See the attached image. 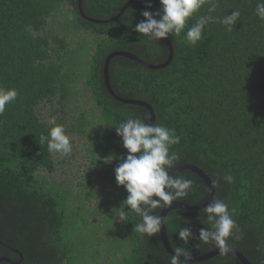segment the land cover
Returning <instances> with one entry per match:
<instances>
[{"label": "trees", "instance_id": "obj_1", "mask_svg": "<svg viewBox=\"0 0 264 264\" xmlns=\"http://www.w3.org/2000/svg\"><path fill=\"white\" fill-rule=\"evenodd\" d=\"M128 1L83 0V9L90 17L108 19ZM140 1L147 7L148 0ZM150 2L149 11L161 8L160 0ZM214 2V11L205 4L188 19L180 36H169L174 58L168 66L152 69L116 56L110 62V80L117 95L148 102L156 114L155 124L174 130L180 138L170 149L179 155L174 168L193 164L204 170L214 182V199L228 204L240 229V238H230L229 245L253 264H264V20L256 15L260 0ZM66 4L71 6L75 28L95 37L90 61L80 56L78 64L81 68L89 65L86 84L104 122L100 150L111 159L115 156L117 166L127 150L115 127L130 117L149 123L151 113L145 106L122 102L110 94L105 60L115 51L134 53L150 64H162L169 56L163 39L152 40L134 30L145 19L137 4L114 22L95 23L82 17L79 0H0V88H15L19 93L0 116V258H8L0 264H76L74 259L78 256L82 262L97 241L82 232L90 220L82 212V197L71 196L65 185L41 175L42 170L53 173L56 164L47 143L39 144L40 137L53 127L42 120L39 106L58 94L67 95L71 87L64 81L59 61L65 58L55 46H63V41L55 38L53 46L40 31L46 17ZM236 9L241 15L229 31L221 21ZM200 16L212 20L205 25L202 40L190 45L186 32ZM85 119L82 113L74 125L82 133L88 124ZM227 175L233 176L232 183L224 179ZM175 177L193 182L182 202L200 205L208 200L209 187L199 174L185 170ZM127 195L125 189L120 193L116 203L120 211ZM72 199L80 203L70 205ZM162 209L152 214L160 216ZM124 211L119 248L128 251L117 264H170L172 256L160 232L149 237L133 231L141 218L128 207ZM205 221L204 209L171 210L167 230L174 250L180 247L199 256L216 249L214 244L198 241L200 229L207 227ZM187 224L197 239L184 244L177 232ZM190 264L243 263L228 253Z\"/></svg>", "mask_w": 264, "mask_h": 264}, {"label": "clouds", "instance_id": "obj_2", "mask_svg": "<svg viewBox=\"0 0 264 264\" xmlns=\"http://www.w3.org/2000/svg\"><path fill=\"white\" fill-rule=\"evenodd\" d=\"M161 8L157 11H143L145 18L135 25V31L149 39L160 41L169 36H180L184 31L188 19L197 13L205 4H209V11H214L217 4L214 0H160ZM147 7L151 8L148 0ZM240 11L233 10L223 17L221 23L228 26L230 31L239 21ZM256 15L264 20V0L256 6ZM156 17H159L157 19ZM212 20L210 16H200L196 23L186 32V40L190 45H196L203 38L205 25ZM15 88H0V116L5 113L6 107L14 102L18 96ZM51 123L48 135L40 137V145L47 143L49 152L68 155L72 151V141L62 125ZM121 138L123 147L127 150L126 156L120 157L121 163L115 168V179L118 186H123L128 195L122 202L120 216L125 214L124 208L134 212L141 218V222L134 224L133 231L152 237L161 231L162 217L152 214L158 208L170 207L173 201H182L192 188V180L170 175L179 155L170 151L171 147L179 143V137L173 129L164 125L150 124L142 119L128 118L115 127ZM138 154V155H136ZM113 157V156H109ZM108 159L110 162L115 159ZM224 179L233 182V176L227 175ZM207 227L199 231L198 241L204 244H214L221 255L229 253V239H239L240 229L233 219L229 206L222 200L214 199L204 207ZM178 219L183 217L178 216ZM179 238L188 244L197 239L192 229L182 226L178 230ZM198 248L199 244H195ZM172 255L170 264H190L191 253L177 247ZM181 257H184L182 260Z\"/></svg>", "mask_w": 264, "mask_h": 264}, {"label": "rangeland", "instance_id": "obj_3", "mask_svg": "<svg viewBox=\"0 0 264 264\" xmlns=\"http://www.w3.org/2000/svg\"><path fill=\"white\" fill-rule=\"evenodd\" d=\"M72 18L71 6L66 4L61 10L46 17L40 31L52 41L53 46L55 38L63 41V46H55L57 54L65 58V61H59L63 63L64 81L71 88L67 95L58 94L51 101L41 103L39 114L48 123L54 118L56 124L65 128L72 141V151L68 155L53 152L55 171L50 173L42 170L41 175L52 183L65 185L70 189L71 196L82 197V212H86L90 219L87 229L82 232L97 241L83 255L82 262L78 256L74 259L76 264H117L128 251L119 248V239L124 231V216H120L121 211L116 205L125 188L117 185V165L113 160L105 162L111 157L100 150L104 122L86 84L85 71L89 70V65L81 68L78 64L80 56H84L85 62L90 61L95 49V37L88 31L76 29ZM82 113L86 114L85 123L88 121L84 127L85 133L74 127ZM77 202L72 199L69 204L75 205Z\"/></svg>", "mask_w": 264, "mask_h": 264}, {"label": "water", "instance_id": "obj_4", "mask_svg": "<svg viewBox=\"0 0 264 264\" xmlns=\"http://www.w3.org/2000/svg\"><path fill=\"white\" fill-rule=\"evenodd\" d=\"M133 4H137L141 7V9L143 11L148 10V8L145 6V4L140 1V0H129L128 2H126L124 4V6L122 7V9L120 10V12L111 18L108 19H97V18H93L88 16L84 9H83V0H79V10L80 13L82 15L83 18L95 22V23H111L116 21L117 19H119L124 12ZM163 40L165 41V43L167 44L168 48H169V56L168 59L166 60V62L162 63V64H150L145 62L144 60H142L140 57H138L136 54L131 53V52H127V51H115L111 54L108 55V57L105 60V65H104V78H105V83L106 86L110 92V94L112 96H114L117 100H120L122 102L125 103H130V104H137V105H141V106H145L151 113V118H150V124H155L156 122V114L154 111V108L152 107V105H150L148 102L142 101V100H138V99H127V98H123L119 95H117L112 87L111 84V80H110V62L111 60L116 57V56H125L128 57L140 64H142L143 66L147 67V68H152V69H160V68H165L166 66H168L173 58H174V46L172 44V40L170 39V37L167 38H163ZM138 155V154H136ZM185 170H192L194 172H196L197 174H199V176L201 178H203V180L205 181V183L208 185L209 190H210V196L208 198V200L200 205H191L182 201H173L172 205L170 207H165L161 210L160 216L162 217V227H161V238L163 241V244L166 248V250L168 251V253L172 256L175 255V250L172 247L171 243H170V239L168 236V230H167V215L171 210L174 209H186V210H191V211H198V210H202L204 209V207L207 205V203L211 202L212 200H214L215 198V194H216V189H215V185L214 182L212 181V179L204 172V170H202L201 168H199L196 165L193 164H181L177 167H175L171 172L170 175L176 176L178 175L180 172L185 171ZM230 251L229 253L235 254L243 264H253L245 255L244 253H242L239 249L230 246ZM220 254L219 249H214L206 254L203 255H199V256H192L191 257V261L190 262H201L207 259H210L216 255ZM22 256V254H21ZM181 259L183 260L184 257H181ZM4 260H8V258L6 257H2L0 258V263Z\"/></svg>", "mask_w": 264, "mask_h": 264}]
</instances>
